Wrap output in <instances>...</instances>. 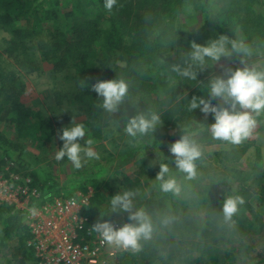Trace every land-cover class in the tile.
I'll return each instance as SVG.
<instances>
[{
    "label": "rangeland",
    "instance_id": "obj_1",
    "mask_svg": "<svg viewBox=\"0 0 264 264\" xmlns=\"http://www.w3.org/2000/svg\"><path fill=\"white\" fill-rule=\"evenodd\" d=\"M168 1L117 0L120 7L114 13L116 18L115 25L117 26L121 22L126 23V26L120 29L125 43H130L132 36L129 33L135 25L140 27V39L152 41L157 36V33L159 35L161 33L157 41L154 40V43L152 41V49L146 53L147 58L150 59V66L167 65L172 69L179 68L181 70L190 68L191 71L196 73V78L193 80L183 77L180 73L178 77L172 76L170 83L173 86L169 92L171 94L169 96L170 103L166 105V108L171 110V119L165 124L157 114L159 122L145 134L138 133L136 137L128 136L125 132L127 124L124 122V117L127 115L121 116L122 114L118 110L115 112L105 110L108 121V126L105 127L108 129L106 137L104 139L95 138L91 135L89 128H86V136L80 141L82 146L92 147L100 158L89 161L80 169H75L66 157L61 161H56L55 159V153L62 147L63 143L58 139L60 129L70 123L84 124L85 118V112L75 99V94H77L76 92L80 85L75 78L74 69H72L70 61L66 62L64 59L65 63L62 61L57 63V58H54L51 63L40 54V50L43 49L41 45L52 38V34L48 32L49 29H46L39 34H29L24 37L25 40L23 41L28 47L26 54L36 64L34 69L28 70V68L22 67V65L15 62L14 56L16 53H11V50H7L9 49L7 41L12 37L11 24L13 26L24 25L23 27H26L32 20L30 21V17H27L21 21H12L9 24L10 27L8 25L0 26V67L8 72H13L16 78L21 80L23 86L16 89L18 92L16 94L17 100L34 113H40L45 118H48L52 128L51 139L49 140L36 141L28 137L18 140L12 127L5 120L0 122V146L6 145L14 153L13 157L12 154L0 152V206L12 207L11 211L18 208L26 209L28 212L33 207L38 209V215L34 216L35 220L29 221L28 219L27 221V226L30 230L27 242L35 248L40 244H50V241H43L44 237L41 235L42 233H48L50 230L48 225L52 224V218L55 217L45 213L46 210L42 209L44 202H53L58 199L69 200L71 198L79 201L86 199L84 202L86 204H80V207H83L89 203V198L94 194L89 184L86 192H83L75 185L72 191L69 188L63 189V184L69 183L70 180L68 178H71L76 171L86 170L87 172H92L100 166L104 167L105 174L103 177L109 181V186L101 187L98 192V199L102 202V206H107L117 194L123 195L125 192L133 191L135 196L134 198L133 196L131 197V199H134L132 200V212H135L138 209H142L136 205L139 200L144 201V199L153 195H163V191L158 187L161 181L156 179L160 172V165L166 164L169 168L166 178L174 177L175 172L179 173L176 167V157L170 152V146L180 140L182 136H187L190 140H194L202 150V155L194 161L196 165L195 177H203L199 181L202 187L197 189H207L210 191V195H215L217 191L224 203L226 197L233 195L231 190L236 192L244 188L247 191L250 203L246 210H240L243 208V205H241L238 213L234 214L231 219L224 218V224L228 226V229L220 227V221L219 226L210 225L207 221V215L202 210L204 208L197 206L188 207L191 210V218L195 230H185V234L189 233L186 235V239L200 241L201 229L197 230L199 228L212 232L217 229L219 230V235H225L223 240H219V238L216 241L203 239V243H200L201 248H203L202 245L204 243H208L218 250L213 254L215 262L208 260L198 264H264V129L261 128L264 120L256 121V127L247 139L240 144H232L212 138L210 126L215 122L213 114L210 113L205 117L199 108L195 110L189 109V103L193 96L202 97L201 82H206L210 87L212 79L216 77L227 79L233 71L245 66L264 70V40L248 46L249 54L247 55L231 52V55L222 56L219 60L206 57L203 65L194 63L191 58L186 59L183 54L182 47L187 46L186 43L184 44V37L190 31L198 30L202 27L204 11L203 6L200 5L204 4L206 11L213 15L217 14L219 9L215 4L216 0H196L197 2L195 0H180L174 6L175 10L173 11L167 6ZM213 1L215 2L213 3ZM244 5L246 7L245 3ZM60 9L62 12L59 13L57 20L63 24L73 18L76 20H94L97 15H101L102 11L105 10L104 0H61ZM252 9L264 16V0H253ZM71 11L73 16L67 17L65 12ZM242 16L243 18L245 17L244 15ZM51 22L48 20L49 28H51ZM98 22L104 26L108 19L103 17ZM151 23H153V27ZM69 32L67 31L68 37L71 35ZM233 39L246 41L240 35H235ZM20 51L25 52V48ZM189 51L190 53L192 52V45H190ZM117 55H119V52L111 56L110 67L106 68L108 73L102 76L101 79L103 81L123 80L125 83L137 86V83L132 81L129 76L124 78L120 75V72H122L120 68L125 63ZM111 65L114 66L112 67ZM102 72L104 73L101 67H96L95 71L89 76L93 75L92 78L97 79ZM134 88L136 94L127 93L123 101L133 98V96L139 97L141 95L137 87ZM166 94L162 93L160 96L165 97ZM0 95H5V92ZM101 98L103 100V97ZM153 98H155L154 95ZM220 106L227 107L228 105L221 103ZM32 116L37 118L33 114ZM253 116H255L254 113ZM260 116L264 118V114ZM173 122L176 123V126L172 125ZM178 131L181 133L178 134ZM207 134L210 135L204 137ZM170 136L173 138H170ZM87 140H91L93 143L87 145L85 143ZM249 142H252V144L246 147L244 151H241L243 150L242 147ZM133 146L145 148L141 149L138 154L127 158L123 162H119L118 157L120 154L130 150ZM230 149L237 151L236 158H233L231 153L226 154V151ZM258 149L259 153L257 152ZM237 171L241 173V178H244L243 186L240 183L242 180L238 181L236 179V182L232 183L234 186H231L229 192L227 186L235 178ZM47 176L54 178L62 189L57 194L49 193L48 195L51 198L44 197L43 199L39 189ZM174 178L180 188L184 178L182 179L180 176ZM208 181L218 183L216 188H208L206 186ZM131 185H133L132 188ZM80 207L79 211L81 213L83 208ZM221 215L224 216L223 213ZM108 218L109 216L107 215ZM107 222H110L113 226L122 227L116 221L109 219ZM250 223L255 226L248 225ZM62 228L64 227L61 226L60 229ZM56 232L50 233L56 234ZM37 233L40 235H37ZM14 244L15 241L13 239L6 243V247L0 246V264H8L6 261L11 257L10 249L14 247ZM110 249L116 251V253L114 257L108 258L109 264H112V262L117 264L119 261L118 254L122 251L127 254L134 252L131 249L118 248L115 245H111ZM39 261H37V264H39ZM187 263L188 261H186L183 254L180 260L168 262V264ZM14 264L17 263L15 262ZM25 264L33 263L27 261ZM156 264L160 263L157 262Z\"/></svg>",
    "mask_w": 264,
    "mask_h": 264
},
{
    "label": "trees",
    "instance_id": "obj_2",
    "mask_svg": "<svg viewBox=\"0 0 264 264\" xmlns=\"http://www.w3.org/2000/svg\"><path fill=\"white\" fill-rule=\"evenodd\" d=\"M179 1L169 0L167 6L173 11L175 10L174 6ZM215 4L219 9L215 15L206 11L204 4L200 5L203 6L204 22L201 28L190 31L184 37V44L186 43L187 46H183L182 51L186 59H190V45L196 43L201 46H207L220 36H227L229 40H234L235 35H240L246 39L244 43L247 46L255 45L260 40H264V16L252 9L253 0H245V2L244 0H216ZM60 7L61 0H0V26L8 25L10 27L9 24L12 21H21L27 17H30V21L32 20L26 27H23L24 25L13 26L11 24L12 37L7 41L9 44V49L7 50H11V53H16L15 56L13 55L15 62L22 65V67L28 68V70L34 69L36 64L26 54L28 47L23 41L25 40L24 37H27L29 34H39L49 29L48 32L52 34V38L41 45L43 49L40 50V54L51 63L54 61V58H57V63L60 61L64 63L65 61H70V65L74 69L75 78L79 81L80 85V88L76 92L77 94H75V99L85 112L83 125H85V128H89L93 137L104 139L108 132V129L105 128L108 126L107 116L105 109L102 107L103 100L93 90L92 85L97 81H103L101 77L108 73L106 68L110 67L111 56L119 52L118 58L123 59L125 63L120 68L122 71L120 75L124 78H128L129 76L132 81L137 83V86L126 83L128 86L127 93L135 95L136 90L134 87H137V90L141 94L139 97L133 96V98H128L118 107V112L122 114L121 116L127 115L124 117V122L128 124L131 118L139 114H144L150 118V114L155 113L167 124L171 119V110L170 108H166V105L170 103L169 96L171 94L169 92L173 86L170 80L172 76L178 77L179 72L174 71V69L167 65L150 66V59L146 56L147 51L152 49V41L153 43L154 40L157 41L161 33L160 35L157 33V36L152 41L140 39V27L135 25L129 33L132 36L130 43H125L120 29L126 26V23L121 22L117 26L115 25L116 18L114 13L116 9H119V3L114 5L111 12L103 10L101 15L95 16L94 20H76L73 18L65 24L57 20L59 13L62 12ZM245 11L247 12L246 15ZM65 15L67 17L73 16V12H65ZM242 15L245 17L243 18ZM103 17L108 19V22L104 26L98 22ZM48 20L49 22L52 21L51 28L48 26ZM151 24L153 27V23ZM67 31H70L71 35L69 37L67 36ZM227 47L231 51V45L229 44ZM24 48L25 52L20 51ZM60 54L62 55L59 57ZM111 66L113 67L114 65ZM96 67H101L104 73L102 72L99 78L93 79V75L91 77L89 75L95 71ZM201 83L202 97L210 99L209 85L206 82ZM22 86L21 80L16 78L13 72H8L0 67V94L5 92V95H0V113L2 114L0 122L5 120L14 130L15 137L18 140L27 137L36 141L51 139L52 128L50 120L40 113H34L17 100L16 94L18 92L16 89ZM162 93L167 94L165 97H161ZM153 95L155 98H153ZM212 103L217 104L215 99L212 100ZM32 114L35 117L37 116V118H34ZM254 117L256 121L264 120L261 116ZM174 123L172 125L176 126V123ZM261 128L264 129V124ZM178 132V134L181 133L180 131ZM208 135L210 134L204 135V137ZM170 138L173 137L170 136ZM250 144L252 142L245 144L241 151H244ZM144 148L133 146L130 150L120 154L118 161L123 162L127 158L138 154ZM0 152L12 154L14 157V153L6 145L0 146ZM257 152L259 153V149ZM230 153L233 155V158L237 157L235 149L226 151V154ZM104 170L105 168L100 166L92 172H87L86 170L76 171L71 178H68L70 180L69 183L63 184V189L69 188L70 191L74 189V185L83 192L87 191L88 184L93 189L94 194L89 198V203L82 207L81 212L87 217L86 226L90 227L92 231H94L96 223L105 222L109 219L120 223L122 226L127 223H135L130 220L131 213L119 209L114 210L111 201L107 206H102V202L98 199V192L101 190V187L109 186V181L103 177L105 174ZM235 175V178L227 186L229 192L231 186H234L232 183L236 182V179L238 181L242 180L240 183L243 186L244 178H241V173L237 171ZM179 176L182 179L184 178L179 194L163 192L161 196L153 195L144 199V201H138L137 207H141L151 218V238L140 241L142 247L139 252L127 254L122 251L119 253L117 264H156L157 262L168 264L171 260H180L182 254L185 255V259L188 261L187 264H198L199 262L203 263V261L207 262L208 260L215 262L213 254L218 249L208 243H204L202 245L203 248H201L200 243H203V239L216 241L219 238V240H223L225 235H219V230L217 229L212 232L199 228L197 230L201 229V240L190 241L186 239V235L189 233L185 234L184 231H193L192 229H194L191 210L188 207L195 206L204 208L202 210L207 215V221L210 225L219 226L220 221V227L228 229V226L224 224L225 216L221 215L223 213V200L217 194V191L215 195H210V191L207 189H197L202 187L199 184V181L203 178L202 176L188 179L187 173L181 171L179 173L175 172L174 177ZM165 179L167 178L165 177ZM217 184L215 181H208L206 186L208 188H216ZM132 187L133 185H131ZM61 189L62 187L54 178L47 176L39 190L41 191V198L44 199V197L51 198L48 195L49 193L53 192L57 194ZM69 190L68 192H70ZM231 192L233 195H240L244 198L245 203L240 210H246L250 206L249 196L244 188L236 192L231 190ZM131 193L134 194L133 191ZM134 196L135 194L133 198ZM133 198L132 200H134ZM11 208L0 206V246L6 247V243L9 240L14 239L15 241L14 247L10 249L11 257L6 263L14 264L16 262L17 264H25L27 261H30L33 264H37L39 259L35 256L34 247L27 242L30 231L27 226L29 212L26 209L20 208L11 211ZM107 215L109 216L108 219ZM248 225L255 226L253 223Z\"/></svg>",
    "mask_w": 264,
    "mask_h": 264
},
{
    "label": "clouds",
    "instance_id": "obj_3",
    "mask_svg": "<svg viewBox=\"0 0 264 264\" xmlns=\"http://www.w3.org/2000/svg\"><path fill=\"white\" fill-rule=\"evenodd\" d=\"M117 0H104L105 10L111 12ZM231 45V51L227 47ZM231 52L249 54V48L243 41L229 40L227 36H220L207 46L192 44L190 53L191 61L203 65L205 58L219 60L222 56H229ZM243 63V61H241ZM181 76L190 79L196 78V73L190 68L183 70L175 68ZM93 90L103 97L102 107L115 112L123 102L127 94L128 86L123 80L97 81L92 85ZM210 99L193 96L189 109L197 108L207 117L213 114L214 123L210 126L213 139L227 141L232 144H240L247 139L256 127V119L253 116L264 114V70L255 67L245 66L237 69L224 79L216 77L210 81ZM218 101L213 104L212 100ZM228 105L227 107L220 104ZM159 122V116L155 113L150 114V118L144 114L134 116L128 121L125 132L128 136L136 137L137 134H145ZM86 136V128L83 124L70 123L58 132V139L62 141L55 153L56 161H61L65 157L72 163L75 169L82 168L91 160H98L99 154L92 147H84L80 141ZM91 145V140L85 141ZM170 152L176 157V167L179 171L187 173V178L192 179L196 176V165L194 161L202 155L200 146L187 136H182L180 140L170 146ZM169 173L166 164L160 165V172L156 179L161 181V191L179 194L180 188L174 177L165 179ZM134 194L125 192L123 195L117 194L111 200L114 210L119 209L131 213L130 220L135 223H127L115 229L110 222H98L94 226V231L101 237V242L108 245H115L118 248L131 249L134 252L141 251L140 241L151 238L152 223L151 218L143 209L132 212V199ZM245 203L240 195H232L225 198L223 203V214L226 219L239 211V207ZM33 216L38 215V209H30Z\"/></svg>",
    "mask_w": 264,
    "mask_h": 264
},
{
    "label": "built area",
    "instance_id": "obj_4",
    "mask_svg": "<svg viewBox=\"0 0 264 264\" xmlns=\"http://www.w3.org/2000/svg\"><path fill=\"white\" fill-rule=\"evenodd\" d=\"M85 201L86 199L79 201L71 198L44 202L42 209L55 218L48 225V233L41 235L44 237L42 240L50 241V244H40L36 248L32 245L36 257L40 259L39 264H109L108 258L115 256L116 251L102 243L99 234L86 226L88 219L79 211L80 204ZM27 217L29 221L35 220L30 212ZM61 226L64 228L60 229ZM114 228L119 229V226ZM53 231L59 233H50Z\"/></svg>",
    "mask_w": 264,
    "mask_h": 264
}]
</instances>
